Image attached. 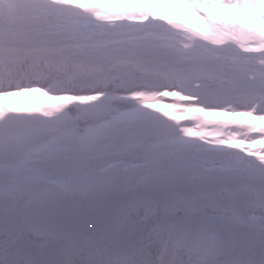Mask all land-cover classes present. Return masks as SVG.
I'll use <instances>...</instances> for the list:
<instances>
[{"label": "snow or ice", "instance_id": "6c2138e0", "mask_svg": "<svg viewBox=\"0 0 264 264\" xmlns=\"http://www.w3.org/2000/svg\"><path fill=\"white\" fill-rule=\"evenodd\" d=\"M0 264H264V0H0Z\"/></svg>", "mask_w": 264, "mask_h": 264}, {"label": "rangeland", "instance_id": "374dc122", "mask_svg": "<svg viewBox=\"0 0 264 264\" xmlns=\"http://www.w3.org/2000/svg\"><path fill=\"white\" fill-rule=\"evenodd\" d=\"M20 99V102H23V103H35L37 102L38 98H19Z\"/></svg>", "mask_w": 264, "mask_h": 264}]
</instances>
